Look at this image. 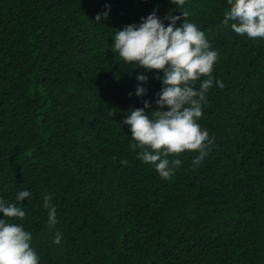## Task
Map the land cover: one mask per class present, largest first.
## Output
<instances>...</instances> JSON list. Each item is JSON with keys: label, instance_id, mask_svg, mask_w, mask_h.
<instances>
[{"label": "trees", "instance_id": "trees-1", "mask_svg": "<svg viewBox=\"0 0 264 264\" xmlns=\"http://www.w3.org/2000/svg\"><path fill=\"white\" fill-rule=\"evenodd\" d=\"M229 7L0 0V199L25 210L10 222L32 234L39 264H264V38L223 25ZM154 9L161 19L190 12L218 52L198 120L213 144L198 165V152L170 156L182 164L168 180L137 158L120 124L145 100L156 109L162 72L133 69L111 51L116 30ZM137 86L146 93L136 96ZM24 190L30 196L17 202ZM46 194L57 212L52 228Z\"/></svg>", "mask_w": 264, "mask_h": 264}, {"label": "clouds", "instance_id": "clouds-1", "mask_svg": "<svg viewBox=\"0 0 264 264\" xmlns=\"http://www.w3.org/2000/svg\"><path fill=\"white\" fill-rule=\"evenodd\" d=\"M186 0H170L175 6H184ZM229 9L224 13L222 24L231 23V29L238 35L248 38H264V0H227ZM106 19L107 12L97 14L95 21L99 23L101 16ZM191 15L187 10L179 16L166 14L163 19L157 16L154 9L147 17H141L139 24L125 25L116 30L111 51L119 58L136 68L145 71L162 72L155 79L161 81V88L156 93L155 110L149 101L143 102V108L130 111L121 125H128L133 152L139 149L137 158L144 163L154 165L156 172L165 180L171 178L175 169L182 164L178 157L184 152H198L193 164L198 165L209 153L213 144L212 138L203 130L198 120L202 116L206 93L213 85V66L218 52L212 49L205 33L194 23L188 22ZM168 21L165 26L164 21ZM183 22L176 26L177 21ZM206 77L199 90L195 82ZM141 83L147 82V76L136 77ZM216 85L223 89L224 84L216 80ZM146 93V88L137 86L136 96ZM132 93H129L131 96ZM148 110H152L149 116ZM117 111L109 108L107 117L111 118ZM113 121V120H112ZM115 160L116 157H113ZM127 165V160H121ZM30 196L27 190L16 195V201L22 202ZM51 195H44L43 207L48 209V226L57 224V212L50 203ZM0 264H39L36 250L31 246L32 234L21 224L10 222L13 219L23 221L26 212L18 203H9L0 199ZM61 234L57 231L54 243L60 244Z\"/></svg>", "mask_w": 264, "mask_h": 264}]
</instances>
